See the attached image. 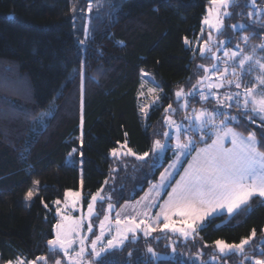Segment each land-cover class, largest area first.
I'll return each instance as SVG.
<instances>
[{"label": "trees", "instance_id": "obj_1", "mask_svg": "<svg viewBox=\"0 0 264 264\" xmlns=\"http://www.w3.org/2000/svg\"><path fill=\"white\" fill-rule=\"evenodd\" d=\"M89 1L0 0V264L17 257L63 260L47 245L58 221L52 201L80 187L79 167L67 157L80 147L82 124L84 203L105 183L118 204L142 195L170 159L157 163L153 154L154 142L165 137L166 107L174 104L183 112L175 93L190 91L203 74L202 60L184 38L198 37L211 0H100L103 5L87 22ZM256 7L264 8V0H236L224 35L245 32L250 44H263L264 17L253 22L250 16ZM235 24L244 26L234 31ZM143 69L158 79L164 101L145 121L138 106ZM239 114L230 108L238 119L226 126L264 140L261 119L252 123ZM125 141L137 156H149H113L111 150ZM257 148L264 152V144ZM36 180L39 196L28 203L25 193ZM253 228L256 236L244 254L264 259V199L254 196L237 213L208 219L193 239L174 243V255L177 237L157 231L130 239L105 260L187 264L184 251L218 255L214 241L239 243ZM148 247L163 257L154 259ZM230 258L241 256L218 259Z\"/></svg>", "mask_w": 264, "mask_h": 264}, {"label": "snow or ice", "instance_id": "obj_2", "mask_svg": "<svg viewBox=\"0 0 264 264\" xmlns=\"http://www.w3.org/2000/svg\"><path fill=\"white\" fill-rule=\"evenodd\" d=\"M213 5L224 6L225 8L231 3V0H211ZM89 11H91V5H89ZM225 16L230 15L227 11L223 13ZM213 15V10L209 9V16ZM216 19L215 23L212 19L205 18L204 23L215 27L217 31L222 28V20L219 18L221 13L217 9L214 13ZM235 27V25H233ZM243 27V26H241ZM243 39L247 41L249 37L244 36ZM209 40H211V33H209ZM185 43H190L187 37L184 38ZM83 43V42H81ZM208 42L206 41L205 44ZM264 49V45L260 46ZM211 53L212 48L201 47L200 52L203 56L205 52ZM225 57H229V53L225 51ZM238 57L237 52L231 53V59L236 60ZM216 57L213 56V59ZM255 63L259 68L264 69V64L254 58V56L242 55V58L236 60L238 65L243 68L247 62ZM204 68L203 65L199 66ZM213 71H218V66L213 65ZM207 71V69H205ZM229 70L224 69V73L228 74ZM235 75L233 71L231 73ZM142 75H147L143 73ZM221 80L225 77L221 76ZM201 81H198L196 85H193V89L199 92V85ZM227 84L229 86H234L236 89L241 88V83L239 81L228 80ZM224 83L220 84H209V88H222ZM141 89L144 88V84L140 85ZM162 91V90H161ZM148 92L150 94L157 93L156 88H149ZM201 99H208L204 96L202 92H199ZM186 95H191V93H184L183 89H180L175 93L177 100H183ZM211 95V93H210ZM139 96L144 97L145 92L140 91ZM159 101V95H155L153 103ZM220 105L223 107H218L216 112H208L206 109H201L199 113L194 115V118L200 121V129L204 130L207 126L211 125L216 127V116L225 115L224 108L235 107L240 110L239 118H246L252 123H255L254 118L261 119L262 123L260 127L264 129V76L257 77V84H253L251 87H245L242 92H226L224 100L219 101ZM184 107H187V102L185 101ZM148 105H144L140 108V112L147 115ZM172 108L169 104L168 108L165 109L167 112ZM252 113V115H248ZM188 119H193L189 117ZM237 120L238 116H226L225 120ZM225 120H221L219 123L221 125L225 124ZM174 123V122H173ZM177 129V144L176 147L179 150L189 149L193 144L192 139L189 137L186 143L180 141L179 133L181 131V126L176 125ZM167 135V133H163ZM224 136H231V143L233 148L225 149L222 144L223 137L217 135V140L213 142L212 145L207 146L206 149L198 150V152H203L202 158L197 160L195 166L190 165V170H186V176L182 177L181 181H178L176 186L169 193V200L165 202V205L161 206L160 212L154 218L156 220V225L153 226L147 220H141L139 223L133 218H127L124 221L119 219V214H117L116 220V233L110 239L105 240V221L109 219L108 216L104 217V221L100 222V234L95 235V238L90 242V249H88L89 255L94 257L95 261L99 264H107L105 257L108 256L113 250H121L125 247V242L129 240V233L132 234V240L137 239V231H142L143 236L147 237L153 232L171 230L173 233H178L183 238L187 239L193 237L198 229L201 228L204 221L211 217L214 213L225 211L226 214L237 213L242 210V207L247 206L249 200L258 195L259 197H264V152L259 151L257 148L258 144H264V140H257L254 131H250L247 136H240L233 129L228 128ZM83 141L81 140V143ZM127 144V141H125ZM163 144L159 140L154 142V149H162ZM75 151V149L73 150ZM113 156L118 154V150L113 148ZM133 155L136 153L128 148L126 152L120 153V155ZM83 155V153H81ZM149 156V152H144L142 156L138 159H144ZM161 179H164V174H161ZM83 181H81V184ZM39 180L33 181V187L29 188L25 193V198L27 201H32L33 198L39 196ZM65 196L68 201L65 203V207H68L69 202L75 206L76 202L81 198L80 192H73L68 190L65 192ZM100 197V192L91 195V202L88 204L89 216L93 214V205ZM43 203V198L40 197ZM103 203L104 197H100ZM55 205H60V200L52 201ZM47 207V204H44ZM113 208L112 204H108V209ZM57 212L60 211L59 208L56 209ZM146 215V214H145ZM178 215L181 219L174 220L172 217ZM161 217L163 218L161 226ZM68 217H63L61 222L55 225L56 233L55 238L48 240L47 245L50 246V250L54 253L59 250L64 256L69 257V249L71 248L74 240L71 238V234L78 230L81 221H76V227L69 229L63 221H68ZM88 231H92V225L89 223ZM256 236V230L253 228L251 230V235L246 238H242L239 243H227L223 239H217L214 241V245L218 249L220 254H231L239 252L244 254L245 246ZM85 239L80 240V250L76 253L77 257H83L86 251ZM175 251V248H173ZM264 251V250H262ZM146 253H151L154 259H160L161 254H158L148 247ZM131 257L132 253L127 254ZM215 259V257H213ZM245 259H250V257L245 256ZM47 264V257L39 256L34 260H26L22 257H17L15 260L9 259L6 264ZM52 264H62L60 259H54ZM73 264H77L73 261ZM149 264L151 262L149 261ZM254 264H264V259H255Z\"/></svg>", "mask_w": 264, "mask_h": 264}, {"label": "rangeland", "instance_id": "obj_3", "mask_svg": "<svg viewBox=\"0 0 264 264\" xmlns=\"http://www.w3.org/2000/svg\"><path fill=\"white\" fill-rule=\"evenodd\" d=\"M236 0H231V3L225 8L220 5H213L212 3L209 5L207 9V14L205 18L212 19L215 23V11L219 9L221 15L220 19L222 20V28L220 31H217L215 27H211L204 23L205 18L203 19L201 30L197 38L188 39L190 43H186L189 47H192L195 55L199 56L202 61H200L198 68L202 70L203 74L199 77L198 81H201L199 85V92H202L204 96L208 97V99H201L199 92L193 87L190 91L184 93H191V95H186L183 100H177L178 106L183 110V112H179L177 107L172 104V108L165 111V125L167 135L163 140L157 139L164 145L162 149H154L153 154L157 159V163H161L167 156H170L168 163L161 174H164V179H161V174L159 178L137 199L126 201L123 204H118L114 199L110 196L107 183H105L98 191L100 192V197H104L103 203L100 200V197L97 198V201L93 205V214L89 216L88 204L84 203L83 196V183L80 182V187L77 190H71L73 192H80L81 198L76 202L75 206H73L70 202L68 207H65V203L69 198L66 196L63 199H59L61 201L60 205H55L52 203V207L55 209V213L57 215V223L62 221L63 217H68V221H63L69 229L76 227V221H81L78 230L75 233L71 234V238L74 240L71 248L69 249V254L71 256V260L69 257L64 256L63 253L59 250L63 256L62 264H73V261H76L77 264H93L94 257L89 255L88 249H90V242L95 238V235L100 234V222L104 221V217L108 216L109 219L105 221V240L110 239L116 233V220L117 214H119V219L121 221L126 220L127 218H133L139 223L141 220H147L149 223H152L153 226L156 225V220L154 219L156 215L160 212L161 206L165 205V202L169 200V193L172 192V189L176 186L178 181H181L182 177L186 176V170H190V165L195 166L197 164V160L202 158L204 153L198 152V150L206 149L207 146L212 145L214 141L217 140V135L223 137L222 144L225 149L233 148L231 143V136H224V132L231 128L240 136H245L240 132L236 131L233 127H227L228 120H225L226 116L230 115V108H224L225 115L216 116V127H212L211 125L207 126L204 130L200 129V121L194 118L196 113H199L201 109H206L208 112H216L218 107H223V105L219 104V101L224 100L226 92H242L245 87H251L253 84H257V77L264 76V69L259 68L253 62H247L243 68H241L236 60L242 58V55L254 56L255 59L260 60L262 64H264V49H261V45H253L250 44L249 39L245 41L243 39L244 36L249 37L245 32L240 34H229L224 35L225 31V20L231 16L230 8L234 4ZM89 5H91V11H89ZM87 8V22H89L90 14L93 10H97L103 5V1L100 0H90ZM209 9L213 10V15L209 16ZM227 11L230 15L225 16L223 13ZM95 16V15H94ZM251 21H260L264 17V8H255L252 13H250ZM257 19V20H256ZM244 24H235V27L232 25V29L236 31L237 29H241ZM209 33H211V40H209ZM208 42L205 44V42ZM212 48V52L208 53L207 51L203 54L200 52V48ZM227 51L229 53V57H231L232 52H237L238 57L236 60L231 59L229 57H225L224 53ZM213 56L216 58L213 59ZM203 65L204 68H200L199 66ZM213 65L218 66V71H213ZM227 68L229 70L228 74L224 73V69ZM207 69V71H205ZM235 72V75H232V72ZM143 73H147V75H142L141 70V84H144V88L139 89L140 91L145 92V96H139L138 106L139 113L143 121L146 120L147 116L151 113V110L164 105L163 97H162V87L156 78V76L143 69ZM224 76L225 79L221 80L220 77ZM239 81L241 83V88L236 89L234 86H229L227 81ZM197 81V82H198ZM224 83L225 86L222 88H209V84H220ZM140 84V85H141ZM197 83H195L196 85ZM149 88H156L157 93L150 94L148 92ZM211 93V95H210ZM155 95H159V101L155 104L153 103V99ZM177 99V98H176ZM185 101L187 102V107H184ZM207 101L212 103H206ZM207 104V105H205ZM211 107H210V105ZM144 105H148L146 111L147 115H144L140 112V108ZM168 106L166 107V109ZM189 117H193V119H188ZM221 120H225V124L221 125L219 122ZM174 122V123H173ZM176 125L181 126V131L179 133L180 141L182 143H186L187 139L190 137L193 141V144L189 149L179 150L176 147L177 144V129ZM83 135V124L81 125V135L79 137L80 147L76 148L68 157V164H75L79 167L81 181H83V153L82 151V143L81 140ZM213 138L212 142L199 146L197 144L198 141L204 142L208 137ZM129 147L125 142L120 143L117 148L118 154L116 156H125L120 155L122 152H126ZM133 151V150H132ZM134 152V151H133ZM126 156H132L133 158H138L139 156H133L131 154ZM97 191V192H98ZM96 192V193H97ZM94 193V194H96ZM93 194V195H94ZM258 196V195H255ZM254 197V196H253ZM264 199V197H262ZM91 202V200H90ZM29 203V201H28ZM108 204H112L113 208L111 210L108 209ZM59 208L60 211L57 212L56 209ZM146 214V215H145ZM221 214H226L225 211H220L214 213L213 216H218ZM234 214V213H233ZM232 215V214H228ZM207 218L203 225L207 222ZM174 220L181 219L178 215L172 217ZM163 218L161 217V226H162ZM56 223V224H57ZM89 223L92 225V231H88ZM202 225V226H203ZM201 226V227H202ZM199 230V229H198ZM197 230V231H198ZM167 233L175 235L177 239L172 243L173 248H175L174 243L176 244L180 239L186 241L188 239H193V237H189L187 239L180 236L178 233H173L171 230H164ZM56 233V228H55ZM95 234V235H94ZM129 240L132 238V234L129 233ZM137 239L139 236H143L142 231H137L136 233ZM150 236V235H149ZM148 237V236H147ZM55 238V237H54ZM53 238V239H54ZM85 239L86 251L83 257H77L76 253L80 250V240ZM128 240V241H129ZM126 241L125 243H127ZM250 243V242H249ZM247 245L245 246L246 250ZM218 252V249L216 248ZM173 251V255H174ZM236 254L241 256V258H230L227 261H222L219 256H227ZM184 258L187 264H254V260L258 259L257 257H253L250 254H241L239 252L231 253V254H220L212 255L207 258L203 257V253H195L192 251H184ZM245 256L250 257V259H245ZM163 255H161V258ZM215 257V259H213ZM48 263V258H47ZM39 264H43V262H39Z\"/></svg>", "mask_w": 264, "mask_h": 264}]
</instances>
